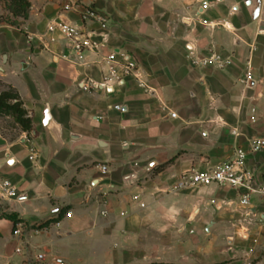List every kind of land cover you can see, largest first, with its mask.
<instances>
[{"label": "crops", "instance_id": "crops-1", "mask_svg": "<svg viewBox=\"0 0 264 264\" xmlns=\"http://www.w3.org/2000/svg\"><path fill=\"white\" fill-rule=\"evenodd\" d=\"M29 1L19 27L0 23V80L33 123L30 136L0 131V181L18 190L0 198V264H264V199L242 205L216 184L174 189L237 147L264 179V147L251 151L264 139V0L256 17L255 0ZM87 8L109 19L106 45L81 63L63 59L67 42L47 24L99 32ZM112 51L137 64L146 88L133 76L100 85ZM212 54L230 63L191 62Z\"/></svg>", "mask_w": 264, "mask_h": 264}, {"label": "built area", "instance_id": "built-area-1", "mask_svg": "<svg viewBox=\"0 0 264 264\" xmlns=\"http://www.w3.org/2000/svg\"><path fill=\"white\" fill-rule=\"evenodd\" d=\"M78 4L76 0H66L63 5L64 10H77ZM203 8L206 9L207 5L204 4ZM83 20L92 21L96 23L100 31L95 30H81L79 27L67 23L65 21H50L47 24V32L53 34L58 32L62 38L67 42L69 53H63L62 58L75 63H81L84 61V53L87 50H101L105 47L109 19L104 13H101L93 8H87L82 15ZM264 33V31H260ZM29 41L33 40V37L28 38ZM55 38H50L49 41H54ZM45 45V42H42ZM118 53L108 52L102 57V62L106 63L108 66V74H106L104 81L100 83L101 86L105 87L111 82H116L125 76H133L138 82L139 86L146 88L145 82L141 78V72L137 67V64L128 58H122L121 62L116 61ZM192 58V57H191ZM193 65H207L215 64L219 67H224L230 63L229 60H222L220 56L212 54L209 57L191 60ZM116 110L120 109L119 105L115 106ZM166 109V108H164ZM172 117L175 116L174 113L171 114ZM264 147V139L255 140L251 145V151L257 152L262 150ZM246 157L247 152L240 147L235 148L232 156L225 162L219 164L218 166L205 170H190L184 172L179 179L178 184L174 187L176 190L189 187H204L212 184L219 186H228L239 192V202L242 205H248L250 202V196L252 194H257L262 199H264V179L258 181L255 174L246 167ZM38 158L37 150L33 147H29L28 159L30 161H36ZM102 171H106L107 167L105 165H100ZM18 197V190L16 186L8 179H2L0 181V198H10L16 199ZM71 213L68 212L67 215ZM250 216V214H246ZM18 230L14 233L18 234ZM247 239V235L243 236ZM252 246L245 251V255L250 256L256 252V247L258 241L256 239L252 240ZM20 251V249H17ZM41 257V256H39ZM264 260V253L262 254ZM251 264V262H248Z\"/></svg>", "mask_w": 264, "mask_h": 264}, {"label": "trees", "instance_id": "trees-1", "mask_svg": "<svg viewBox=\"0 0 264 264\" xmlns=\"http://www.w3.org/2000/svg\"><path fill=\"white\" fill-rule=\"evenodd\" d=\"M0 5L4 13L0 15V23H7L19 27L29 16L31 3L29 0H0ZM33 130V123L28 111L25 109L23 101L18 91L11 85L0 80V131L9 139H14L24 132L30 136ZM165 164L159 166L163 168ZM67 209H62L57 218L50 219L35 229L48 226L50 223L58 222L65 214ZM2 217L10 219L14 224L22 220L16 214H1Z\"/></svg>", "mask_w": 264, "mask_h": 264}, {"label": "water", "instance_id": "water-1", "mask_svg": "<svg viewBox=\"0 0 264 264\" xmlns=\"http://www.w3.org/2000/svg\"><path fill=\"white\" fill-rule=\"evenodd\" d=\"M260 4H261V0H255L254 10H253L254 17H256L259 13Z\"/></svg>", "mask_w": 264, "mask_h": 264}, {"label": "rangeland", "instance_id": "rangeland-1", "mask_svg": "<svg viewBox=\"0 0 264 264\" xmlns=\"http://www.w3.org/2000/svg\"><path fill=\"white\" fill-rule=\"evenodd\" d=\"M33 264H37V263H33Z\"/></svg>", "mask_w": 264, "mask_h": 264}]
</instances>
